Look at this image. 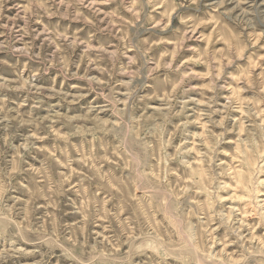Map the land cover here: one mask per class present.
<instances>
[{
  "label": "rangeland",
  "instance_id": "1",
  "mask_svg": "<svg viewBox=\"0 0 264 264\" xmlns=\"http://www.w3.org/2000/svg\"><path fill=\"white\" fill-rule=\"evenodd\" d=\"M0 264H264V0H0Z\"/></svg>",
  "mask_w": 264,
  "mask_h": 264
}]
</instances>
